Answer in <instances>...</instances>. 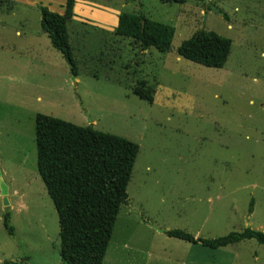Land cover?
I'll return each mask as SVG.
<instances>
[{
	"label": "rangeland",
	"instance_id": "rangeland-1",
	"mask_svg": "<svg viewBox=\"0 0 264 264\" xmlns=\"http://www.w3.org/2000/svg\"><path fill=\"white\" fill-rule=\"evenodd\" d=\"M65 2L0 0V170L9 190L7 206L0 196V264L60 261L57 212L37 170V113L139 147L102 264H264L255 240L214 250L159 231L264 232V0H74V81L41 29L40 6L63 14ZM121 12L173 26L170 49L118 36ZM201 30L231 40L222 68L178 56ZM141 87L152 102L133 93Z\"/></svg>",
	"mask_w": 264,
	"mask_h": 264
},
{
	"label": "trees",
	"instance_id": "trees-1",
	"mask_svg": "<svg viewBox=\"0 0 264 264\" xmlns=\"http://www.w3.org/2000/svg\"><path fill=\"white\" fill-rule=\"evenodd\" d=\"M163 1L182 4L186 0ZM73 5L74 0H66L63 14L40 6V13L42 31L49 37L52 47L72 65L71 70L75 74L67 28ZM115 33L131 39L142 50L153 47L167 52L175 29L143 13L121 12ZM230 49L229 38L201 30L183 41L177 48V54L206 67L222 68ZM142 87L135 88L133 93L152 102V95ZM34 130L37 170L58 217V264H102L120 207L128 198L126 190L138 145L92 126L76 125L41 113L35 115ZM252 206L251 201L249 212ZM3 225L10 235H14L10 211L4 213ZM165 233L168 237L214 250L244 240L264 244V232L249 227L212 239L195 238L180 229Z\"/></svg>",
	"mask_w": 264,
	"mask_h": 264
},
{
	"label": "water",
	"instance_id": "water-1",
	"mask_svg": "<svg viewBox=\"0 0 264 264\" xmlns=\"http://www.w3.org/2000/svg\"><path fill=\"white\" fill-rule=\"evenodd\" d=\"M71 69H72V65H71ZM71 73H72V80L74 81L75 80V74L72 71H71ZM8 193H9L8 186L5 184V182L2 178L1 170H0V196H1V198L3 200V204L5 206H7L9 204ZM159 231L166 232V230H159Z\"/></svg>",
	"mask_w": 264,
	"mask_h": 264
},
{
	"label": "crops",
	"instance_id": "crops-1",
	"mask_svg": "<svg viewBox=\"0 0 264 264\" xmlns=\"http://www.w3.org/2000/svg\"><path fill=\"white\" fill-rule=\"evenodd\" d=\"M24 1L26 2V1H28V0H24ZM117 19H118V18H117ZM117 19H116V25H115V26H117Z\"/></svg>",
	"mask_w": 264,
	"mask_h": 264
}]
</instances>
